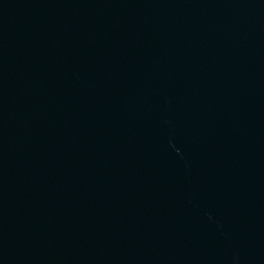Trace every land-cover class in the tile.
<instances>
[{
  "label": "water",
  "instance_id": "1",
  "mask_svg": "<svg viewBox=\"0 0 264 264\" xmlns=\"http://www.w3.org/2000/svg\"><path fill=\"white\" fill-rule=\"evenodd\" d=\"M0 264H264V0H0Z\"/></svg>",
  "mask_w": 264,
  "mask_h": 264
}]
</instances>
